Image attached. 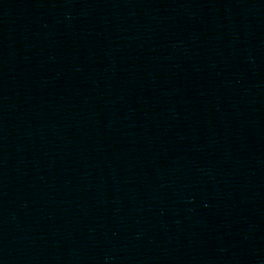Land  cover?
<instances>
[{"label": "water", "instance_id": "obj_1", "mask_svg": "<svg viewBox=\"0 0 264 264\" xmlns=\"http://www.w3.org/2000/svg\"><path fill=\"white\" fill-rule=\"evenodd\" d=\"M264 114V0H0V264H152Z\"/></svg>", "mask_w": 264, "mask_h": 264}]
</instances>
